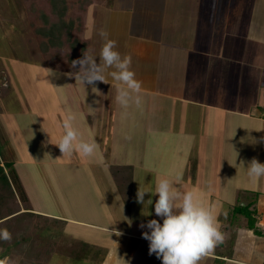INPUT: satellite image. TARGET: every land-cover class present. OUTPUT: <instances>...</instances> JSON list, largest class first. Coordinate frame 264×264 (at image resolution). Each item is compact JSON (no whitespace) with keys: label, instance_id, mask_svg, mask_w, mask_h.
I'll return each mask as SVG.
<instances>
[{"label":"rangeland","instance_id":"374dc122","mask_svg":"<svg viewBox=\"0 0 264 264\" xmlns=\"http://www.w3.org/2000/svg\"><path fill=\"white\" fill-rule=\"evenodd\" d=\"M81 1L61 4H71L67 19L75 23L73 36L88 46L98 63L102 13L115 7V0H89L87 11L79 8ZM42 13L51 14L50 0H0V219L6 217L0 228L12 233L5 245L10 252L19 251L15 264H102L116 237L114 229L141 240L132 264H162L155 254L149 255V242L142 236L148 229L140 228L151 219L162 223L154 212L158 196L146 194L145 201L151 198L153 204L144 205L137 203V191L139 187L154 191L164 178L181 193L193 191L211 208L226 236L211 254L237 258L240 229L244 234L250 231L248 226L264 213L257 206L262 196L259 180L250 178L247 168L253 158L260 160L258 138L250 133V146L238 143L225 155L223 148L214 153L209 146L204 156L194 155L191 152L197 150L190 145L198 148L201 140L177 141L175 130L168 131L167 144L162 145L160 133H167L168 116L158 97L140 92L139 107L133 103L123 108L115 101V85L96 82L97 91L66 75L79 70L70 64L71 59L82 58L81 45L76 51L66 46L43 53V38L35 32ZM70 113L76 116L73 126L81 138L99 144L94 155L63 156L55 145ZM190 133L194 132H184ZM11 169L19 176L23 198L12 184ZM246 236L254 240L246 242L248 257L242 259L261 263L257 253L262 254L264 242L258 240L259 232ZM21 240L25 242L16 247ZM31 247L41 249L33 252ZM208 263L233 264L206 257L200 261Z\"/></svg>","mask_w":264,"mask_h":264},{"label":"crops","instance_id":"0c3cea01","mask_svg":"<svg viewBox=\"0 0 264 264\" xmlns=\"http://www.w3.org/2000/svg\"><path fill=\"white\" fill-rule=\"evenodd\" d=\"M102 14L101 29L118 41L122 54L132 56V70L142 82L141 92L157 96L162 111L164 105L168 123L167 133H160L162 145L167 144L170 130L177 133V141L199 138L198 148L190 145L191 150H197L191 153L197 156H204L208 146L214 153L220 148L223 153H231L238 143L250 146V133L259 141L264 137V0H115V7L105 8ZM103 43L101 38L99 52ZM108 84L115 85L111 77ZM227 139L230 141L225 142ZM258 146L259 162L264 163V142ZM200 165L199 161L196 170ZM201 179L203 182L204 177ZM258 180L257 190L262 196L257 206L264 211V177ZM29 211L66 224L71 222L48 212ZM256 218L253 226H248L250 231L244 234L240 229L238 259L215 254L206 258L233 264H264L262 249L263 255L257 253L261 263L242 259L248 257L244 252L246 242L254 240L246 236L248 233L256 230L258 240L264 242V213ZM121 233L116 235L102 264H123L122 258L132 264L141 240ZM24 242L21 240L16 247ZM6 243L0 241V259L8 257L15 264L19 251L10 252ZM39 249L31 247L33 252Z\"/></svg>","mask_w":264,"mask_h":264},{"label":"clouds","instance_id":"9594fccd","mask_svg":"<svg viewBox=\"0 0 264 264\" xmlns=\"http://www.w3.org/2000/svg\"><path fill=\"white\" fill-rule=\"evenodd\" d=\"M99 35L104 40L98 55L100 62L97 63V56L85 50L82 58L72 60L70 64L72 69L78 66L79 70L66 75L95 89L96 82L107 84L108 77H111L116 87L115 101L123 108H128L133 103L139 107L142 103L139 95L142 82L136 79V74L132 70V56L122 54L118 50V41L111 39L108 32L101 29ZM75 120L74 114L66 116L62 122L63 135L55 145L59 147L63 156H71L77 152L86 157L94 155L99 150V144L94 139L83 140L73 126ZM256 142H264V137ZM247 168L248 176L253 180L264 177V163L257 159L253 158L248 162ZM148 193L158 196L154 212L162 223L157 219H151L141 223L140 228L148 229L142 232V236L149 242V255L155 254L162 264H200L204 257L224 243L225 234L220 230L211 208L206 207L193 191L181 193L174 188L169 179H159L154 191L138 188L137 203L152 205L151 198L145 201V195ZM142 215L145 214L142 212ZM147 215L151 213L148 212ZM113 231L114 235H122L115 229ZM12 238V233L7 228H0V241L11 242ZM122 260L123 264H128L123 258ZM0 264H11V260L4 257L0 259Z\"/></svg>","mask_w":264,"mask_h":264},{"label":"trees","instance_id":"16d2710c","mask_svg":"<svg viewBox=\"0 0 264 264\" xmlns=\"http://www.w3.org/2000/svg\"><path fill=\"white\" fill-rule=\"evenodd\" d=\"M63 0H50L51 2V14L46 15L42 13L40 15L39 27L35 28V32L43 38L40 49L43 53H48L52 49H64L66 46L70 47L72 51L77 50V46L80 44V57L83 52L87 49V45L82 46L80 40L73 36V30L75 23L72 19H67V14L70 10L71 4H61ZM66 2V1H65ZM62 5V6H61ZM91 5L89 0H82L79 4V8L83 11H87V8ZM61 6V7H60ZM81 27V26H80ZM79 27V31L81 28ZM73 59H71L72 61ZM8 168H12V164H7ZM3 170V168L0 166ZM10 178H12V184L19 194H22V198L25 197L24 190L22 189L19 176L15 169H11ZM5 178L8 180L7 176ZM10 185V182L8 181ZM31 214V213H30Z\"/></svg>","mask_w":264,"mask_h":264}]
</instances>
